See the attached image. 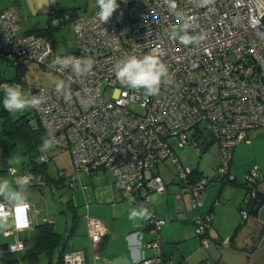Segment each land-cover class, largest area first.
<instances>
[{
  "label": "built area",
  "instance_id": "1",
  "mask_svg": "<svg viewBox=\"0 0 264 264\" xmlns=\"http://www.w3.org/2000/svg\"><path fill=\"white\" fill-rule=\"evenodd\" d=\"M171 2L117 0L120 7L103 24L97 18V7L73 20L77 48L62 55L55 52L50 31L69 20L68 14L50 12L40 31L21 32L17 7L0 10V56L25 65L34 63L56 77L51 86L20 85L26 93L45 97L38 109L30 108V123L39 122L46 137H55L56 144L53 152L39 155L40 162L47 163L58 152L71 154L74 174L58 169L57 181L68 179L71 186L81 173L91 177L97 171H108L122 198L146 202L151 193L166 192L168 181L160 173L164 168L189 194L190 209L195 211L211 180L185 167L175 147L192 145L200 156L199 144L208 141L218 146L215 180L220 184L236 181L231 172L235 148L249 143V135L264 128V35L257 25L264 15V0H174L175 11L169 7ZM185 33L203 34L205 39L185 46L179 40ZM149 53L171 75V83L162 84L152 96L143 89L125 88L114 73L118 61ZM66 56L91 58V73L77 78L70 67L63 72L57 70L59 65L49 67L54 58ZM61 81L63 88L58 92ZM65 95L71 99L65 100ZM11 174L14 181L30 175V187L49 186V180L31 170ZM243 178L250 188L264 182L257 167ZM85 208L87 234L95 252L107 232L102 222L90 216L88 204ZM31 210L27 201L16 206L0 199V221L12 220V227L2 230L10 238L9 252L24 248L21 234L33 227ZM240 215L245 220L247 209H241ZM212 220V213L194 219L195 236L204 248L210 247L207 231ZM164 223L152 214L154 239L144 243V249L159 247ZM228 243L225 239L216 247ZM64 264H84V258L67 252ZM137 264L171 263L155 254L142 256Z\"/></svg>",
  "mask_w": 264,
  "mask_h": 264
},
{
  "label": "crops",
  "instance_id": "2",
  "mask_svg": "<svg viewBox=\"0 0 264 264\" xmlns=\"http://www.w3.org/2000/svg\"><path fill=\"white\" fill-rule=\"evenodd\" d=\"M56 2L57 0H0V10L16 6L20 31L34 32L44 27L42 23L37 24V19L44 18L46 24L50 19V12H58ZM21 23L24 25V29ZM246 144L251 145V143ZM203 145L205 147L206 143ZM242 151L243 148H235L233 160L235 156L239 157ZM160 173L168 181L166 192L163 194L151 193L146 202H133L122 198L113 186L112 175H107L106 171H97L91 176L90 178H94L100 184L99 187L93 188L92 196L90 195L91 204L88 202L89 200H86L85 191H82L86 201L85 205L88 204L89 214L92 213L95 219L101 220L107 233L94 252L86 227L79 226L68 238V252L82 255L84 264H109L117 257L123 258L124 264H137L142 256L150 257L155 254H161L171 264H202L205 253L194 233V219L199 215L212 213V224L207 231L208 241L217 245L225 239H230L238 225L241 224L242 228L237 236L230 240L227 247L219 249H223L226 253L224 258L231 257L230 259H233L235 254H241L234 253L233 250L250 254L249 251L254 245L252 219L247 217L239 224L236 217L231 218L230 216L232 207H236L238 203V210L244 209L241 208L240 200L244 201L245 191L234 173L235 185L223 186L220 184L217 188H209L204 194L200 208L195 211L188 206L187 193L182 191L178 183H175L170 172L162 168ZM233 187L241 188L243 191L238 193L236 200H232L234 199L232 197L234 195ZM141 207L147 209L151 214L150 217L130 220L129 211L133 208L139 211ZM152 214L165 221L159 230L160 242L156 250L143 247L144 243L154 239L150 225ZM259 252L261 250L256 251L251 257L241 255L244 256L246 264H254V256ZM229 253L232 255H228ZM221 262L219 260L217 264H224Z\"/></svg>",
  "mask_w": 264,
  "mask_h": 264
},
{
  "label": "rangeland",
  "instance_id": "3",
  "mask_svg": "<svg viewBox=\"0 0 264 264\" xmlns=\"http://www.w3.org/2000/svg\"><path fill=\"white\" fill-rule=\"evenodd\" d=\"M58 13H66L69 15V20L63 22L61 25L54 27L51 31V38L53 41V46L57 54H67L76 51L77 44L75 35L73 32V20L81 15H89L93 12L96 6V0H57ZM37 24H45V19H37ZM22 28L24 25L21 23ZM16 74L15 66L7 59L0 56V75L5 79L11 80ZM56 82V77L42 69L41 67L35 65L34 63H26L25 72L22 73L20 77L19 84L21 85H43L51 86ZM15 83V82H14ZM12 83V84H14ZM25 92V91H24ZM138 110L137 107H133ZM13 118H18L19 116L25 115L27 118H32L31 109H27L23 112L10 113ZM251 145H247L245 142L239 143L236 148H243V151L239 157L235 156L231 165V172L237 176V181L243 183L244 173L257 167L259 169L260 175L264 176V128L256 130L253 134L249 135ZM209 144L207 150H204V143L199 144L198 148L201 151V155H197V149L188 145L182 149L175 147V152L179 157L180 161L185 167L197 169L206 176L211 182L208 184L206 191L209 188H214L220 183L215 180L216 171L215 167L218 164V146L216 143L211 141L206 142ZM54 149H50L47 153L53 152ZM1 154V150H0ZM42 154V153H41ZM28 156L24 153L23 146L21 144H15L9 147V169L0 168V179H7L12 182L15 186L14 178L11 172L23 171L24 163L27 161ZM38 162L39 156L37 157ZM47 170L52 179H56L57 170H64L68 175L74 174V165L72 162L71 154L68 150L58 152L55 156L47 161ZM99 172H104L100 170ZM107 175L111 176L109 172ZM177 183V180H175ZM100 182L94 178H90L85 173H81L79 178L69 186L68 179H65L63 183L52 184L51 186H46L42 189L41 193L38 188H28L27 198L32 207V225H36L42 222L53 223L54 229L60 234H64L71 223L72 211L68 207V203L71 202L76 214L79 226L86 227L85 215L87 209L85 208V199L83 195V190L87 195V201L91 204L90 195L92 196L93 188L99 187ZM84 187V188H83ZM229 187V186H227ZM234 195L232 197L236 200L238 193H242V189L238 187H233ZM205 191V193H206ZM188 206L189 204V194H186ZM204 198V197H203ZM40 205L39 209L35 208V204ZM241 208H246L245 201H241ZM239 204V203H238ZM238 204L236 207H232V212H230L231 218H237L238 223H242L244 220L241 218ZM236 208V209H235ZM90 216L95 218L92 213ZM248 218H250L248 216ZM97 219V218H96ZM251 219V218H250ZM101 222L100 219H97ZM12 227V220L7 222L0 221V243L9 242L10 238H6L2 235V230L10 229ZM210 242V241H209ZM222 242V241H221ZM202 247V246H201ZM204 248V247H202ZM205 256L202 264H217V261L221 260L224 264H246V260L243 255L235 254L233 259L224 258V250H220L216 247V244L210 242L209 248L203 249ZM228 255H232L229 253ZM254 264H264V248L261 249L259 254H255ZM221 262V263H222ZM30 264V263H21ZM34 264H47V259L42 256L38 263ZM201 264V263H200ZM223 264V263H222Z\"/></svg>",
  "mask_w": 264,
  "mask_h": 264
},
{
  "label": "clouds",
  "instance_id": "4",
  "mask_svg": "<svg viewBox=\"0 0 264 264\" xmlns=\"http://www.w3.org/2000/svg\"><path fill=\"white\" fill-rule=\"evenodd\" d=\"M165 2H168V0H165ZM204 3H211V0H204ZM96 6L99 9L97 18L101 24L108 22L113 13L120 7L117 0H96ZM169 7L175 11L177 6L174 0L169 3ZM175 35L174 33L173 38H175ZM204 39L205 35L203 34L190 36L185 33L179 36L180 43L185 46L193 43L199 44ZM57 65H59L58 71L63 72V70L70 67L75 76L80 78L91 73L93 60L74 56L56 57L52 60L49 67L56 69ZM114 73L120 84L125 88L143 89L144 93L149 96L158 94L162 84L171 83V75L168 68L151 53L142 57L130 55L118 61L114 66ZM62 88L63 82H58L56 91L61 92ZM3 92V108L9 113L23 112L30 108L38 109L45 102V97L42 94L31 95L30 92L26 93L18 83L4 85ZM64 98L65 100L71 99L68 95H65ZM42 141V144L38 147V151L42 154L47 153L56 144L55 137H45L42 138ZM31 179L30 175L18 176L15 179V186L7 179H0V197L16 206L23 204L27 198V189ZM150 215L147 209L142 207L139 211L136 208L129 211L130 220H136L137 218L148 219Z\"/></svg>",
  "mask_w": 264,
  "mask_h": 264
},
{
  "label": "trees",
  "instance_id": "5",
  "mask_svg": "<svg viewBox=\"0 0 264 264\" xmlns=\"http://www.w3.org/2000/svg\"><path fill=\"white\" fill-rule=\"evenodd\" d=\"M42 29V28H41ZM36 30V31H40ZM15 66L16 74L13 79L8 80L0 75V168H9V147L15 144H21L24 153L28 156L24 163L25 170H31L37 174L42 175L49 180V186L52 184L63 183L62 180L52 179L47 170V164L38 162L37 157L41 154L38 147L42 144V138L46 137L43 128L39 122L30 123V118L25 115L13 118L10 113L3 108V84L11 85L12 83H19L20 77L25 72L26 65L16 59H9ZM206 143L204 150L208 148ZM196 176H200L201 172L197 169H192ZM24 171V170H23ZM236 181H229L221 185H235ZM244 188L245 195L250 193V187L241 184ZM28 188H31L28 186ZM2 197H0L1 199ZM68 207L72 211V218L70 226L64 234L55 231L53 223L42 222L36 224L32 229L21 234V239L24 242V248L19 252H9L0 250V264H21V263H38L42 256L47 259V264H64V255L68 252L67 241L71 237L78 225L77 214L71 202ZM242 225H238L230 240H233Z\"/></svg>",
  "mask_w": 264,
  "mask_h": 264
},
{
  "label": "water",
  "instance_id": "6",
  "mask_svg": "<svg viewBox=\"0 0 264 264\" xmlns=\"http://www.w3.org/2000/svg\"><path fill=\"white\" fill-rule=\"evenodd\" d=\"M261 23L257 24L259 26L261 34L264 35V15L260 17ZM41 193L42 189L38 188ZM244 201L246 203V209L249 217L253 221V234L255 238V244L251 247L250 251L255 252L264 248V182H256L251 188L248 196L244 195ZM40 205L35 204V208L39 209ZM221 249V248H220ZM1 251H8V243H0ZM233 250V249H232ZM234 253H241L247 256H252L244 252H237L233 250ZM109 264H124V259L117 257L113 259Z\"/></svg>",
  "mask_w": 264,
  "mask_h": 264
},
{
  "label": "flooded vegetation",
  "instance_id": "7",
  "mask_svg": "<svg viewBox=\"0 0 264 264\" xmlns=\"http://www.w3.org/2000/svg\"><path fill=\"white\" fill-rule=\"evenodd\" d=\"M254 237H255V236H254ZM253 239H254L253 242H254V244H255V238H253ZM261 249H262V248H261ZM261 249H260V250H261ZM260 250H259V251H260ZM255 252H256V251H255ZM255 252H254V251H253V252L249 251V253H250L249 255H252V254H254Z\"/></svg>",
  "mask_w": 264,
  "mask_h": 264
}]
</instances>
